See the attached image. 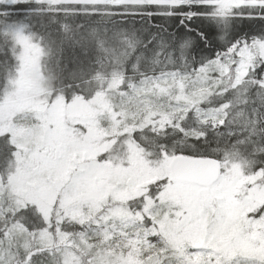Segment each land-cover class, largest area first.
<instances>
[{
	"label": "snow or ice",
	"instance_id": "6c2138e0",
	"mask_svg": "<svg viewBox=\"0 0 264 264\" xmlns=\"http://www.w3.org/2000/svg\"><path fill=\"white\" fill-rule=\"evenodd\" d=\"M0 264H264V0H0Z\"/></svg>",
	"mask_w": 264,
	"mask_h": 264
}]
</instances>
